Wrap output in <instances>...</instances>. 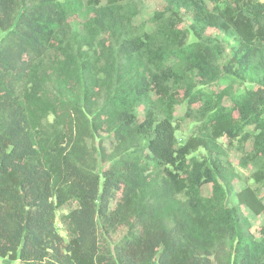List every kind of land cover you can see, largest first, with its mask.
<instances>
[{"label": "trees", "instance_id": "obj_1", "mask_svg": "<svg viewBox=\"0 0 264 264\" xmlns=\"http://www.w3.org/2000/svg\"><path fill=\"white\" fill-rule=\"evenodd\" d=\"M165 1L137 30L139 0H0V259L264 264V225L256 236L242 210L264 212L257 190L227 205L235 170L193 154L252 139L264 184V1ZM209 27L234 40L224 61ZM182 103L195 127L179 143ZM70 202L64 241L56 211Z\"/></svg>", "mask_w": 264, "mask_h": 264}, {"label": "rangeland", "instance_id": "obj_2", "mask_svg": "<svg viewBox=\"0 0 264 264\" xmlns=\"http://www.w3.org/2000/svg\"><path fill=\"white\" fill-rule=\"evenodd\" d=\"M264 1V0H261ZM166 4L165 0H139L138 8L139 13L133 19L132 24L137 30L145 29L149 30L152 27L150 23L149 17L154 11L162 10ZM183 27L188 28L191 22V18L188 14H186L183 10ZM80 26V21L76 23V27ZM207 32L213 36H219L221 38L226 39L229 44L223 53L222 61L226 60L230 54V46L234 44V40L231 37L225 36L222 32L215 28H207ZM189 38H191V34H188ZM227 84L226 80H220L219 83L213 84L214 88H221ZM238 90L241 87L235 86ZM224 105L228 106L230 104L229 98L225 97L223 99ZM186 110V104L182 103L175 108L174 117L177 119V123L179 124V130L177 131L178 141L179 143H183L185 139L189 135L194 134L195 123L191 121V119H185L184 113ZM142 115V112H139ZM103 144L106 150L109 152L112 148V142L110 138L103 139ZM252 148V139H249L243 145V148L238 146V142L234 140H230L227 136L220 137L215 146L211 147L210 150H206L204 148L199 147L193 154L199 158L207 159L219 157L221 161L227 165V168H232L236 172V176L232 179V187L233 191L228 195L226 204L232 205L236 203V192L246 186H250L257 190L261 201L264 203V184H260L255 182L251 178V173L253 169V165L247 163L248 154L250 153ZM104 169V164L102 161L98 162L97 172L101 175ZM103 179V177H102ZM221 181V180H220ZM212 192V185L210 183H206L202 187L203 195H210ZM119 198V194L115 193L109 199V208H112L117 199ZM75 204L70 202L65 204L57 209L56 218H55V229L62 236L64 241H67L69 238L68 231L61 223V216L67 213ZM243 213L249 218L252 231L256 236L260 235V228L264 225V212L260 214H255L248 209L242 207ZM125 233V228L121 227L117 229L114 233L108 235L109 241L114 244L121 236ZM22 264L19 260L10 261L8 259H0V264Z\"/></svg>", "mask_w": 264, "mask_h": 264}]
</instances>
